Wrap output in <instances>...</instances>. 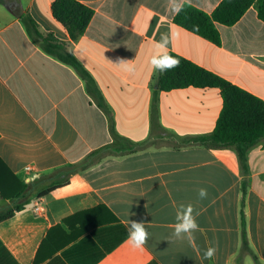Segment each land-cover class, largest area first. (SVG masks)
<instances>
[{
	"label": "crops",
	"instance_id": "obj_1",
	"mask_svg": "<svg viewBox=\"0 0 264 264\" xmlns=\"http://www.w3.org/2000/svg\"><path fill=\"white\" fill-rule=\"evenodd\" d=\"M52 1L0 3V160L27 185L14 201L18 182L0 194V218L13 212L0 220V264H255L240 254L242 220L248 247L264 264V139L246 148L243 163L235 146L185 144L214 129L222 108L218 88L159 92L160 128L149 124L156 74L149 60L165 32L180 33L168 52L264 101V21L254 8L231 26L216 24L215 45L174 24L169 0H77L93 16L70 41L52 15ZM220 1L182 0L206 13ZM24 14L40 34L65 43L94 80L105 109L71 66L29 34ZM120 59L132 60L135 72L114 64ZM112 129L153 145L106 156L56 184L54 171L110 144ZM0 177L9 176L2 170ZM181 204L199 213V230L192 240L173 241ZM129 218L145 221L150 238L143 249L126 243ZM213 246L214 256L205 259Z\"/></svg>",
	"mask_w": 264,
	"mask_h": 264
},
{
	"label": "trees",
	"instance_id": "obj_2",
	"mask_svg": "<svg viewBox=\"0 0 264 264\" xmlns=\"http://www.w3.org/2000/svg\"><path fill=\"white\" fill-rule=\"evenodd\" d=\"M2 2L3 0H0V3ZM251 7L256 11L258 19L264 21V0H221L211 13H206L189 4H183V11L175 14L172 22L215 45H220V35L216 24L231 26ZM51 12L53 17L66 29L70 41H76L84 33L93 16V10L77 0H53ZM21 20L29 34L40 42L46 53L57 57L79 74L85 82L86 90L96 103L105 109L104 99L94 80L74 56L66 51L65 43L57 41L52 35L40 34L36 23L28 14L22 15ZM169 54L179 59L180 65L163 74L156 72L153 78L155 88L152 90L150 100V129L160 128L157 106L159 92L186 87L218 88L222 98V108L214 129L205 136L188 137L184 141L186 145H201L208 148L235 146L239 160L243 163L246 148L264 139V101L175 53L169 52ZM111 133L112 142L110 144L89 153L78 164L67 165L54 171L59 173L60 177L56 184H65L71 174L90 167L106 156L131 154L153 145L148 139L135 143L117 134L113 129ZM0 169L9 176L3 180L0 177V194L4 193V190L11 192L18 180L9 173L1 160ZM18 183L17 190L10 195L11 201L21 197L27 190V185ZM23 205L24 203L15 204L14 210H20ZM12 214V211L6 213L0 220L9 218ZM240 254H250L254 263L260 264L248 247L243 220L241 221Z\"/></svg>",
	"mask_w": 264,
	"mask_h": 264
},
{
	"label": "clouds",
	"instance_id": "obj_3",
	"mask_svg": "<svg viewBox=\"0 0 264 264\" xmlns=\"http://www.w3.org/2000/svg\"><path fill=\"white\" fill-rule=\"evenodd\" d=\"M170 10L174 14H179L183 11L182 0H169ZM179 32H165L161 33L159 39L155 42V51L150 57L149 63L153 71L161 74L172 71L179 67L180 60L175 56L170 55L167 51L171 46L173 40L179 38ZM124 71L128 73L135 72V66L132 60L120 59L117 63ZM37 177H32L31 181L35 182ZM27 182V181H26ZM207 190L204 188L199 189L198 196L200 199L207 198ZM134 215V213H133ZM132 216V215H131ZM199 213L195 211L191 204H181L176 210L174 230L170 236V240H183L185 238L192 240L193 234L199 230L197 217ZM150 238V233L147 231L144 220H134L129 218L127 227V240L133 249H143ZM216 252V248L208 247L204 250L203 255L205 259H211Z\"/></svg>",
	"mask_w": 264,
	"mask_h": 264
}]
</instances>
